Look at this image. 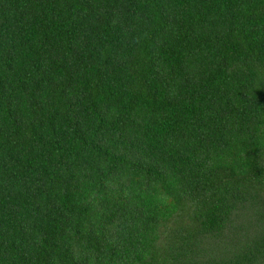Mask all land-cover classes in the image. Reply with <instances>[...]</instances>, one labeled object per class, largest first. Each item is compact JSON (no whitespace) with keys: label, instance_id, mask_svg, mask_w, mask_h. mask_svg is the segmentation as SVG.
<instances>
[{"label":"trees","instance_id":"trees-1","mask_svg":"<svg viewBox=\"0 0 264 264\" xmlns=\"http://www.w3.org/2000/svg\"><path fill=\"white\" fill-rule=\"evenodd\" d=\"M0 264H264V0H0Z\"/></svg>","mask_w":264,"mask_h":264}]
</instances>
